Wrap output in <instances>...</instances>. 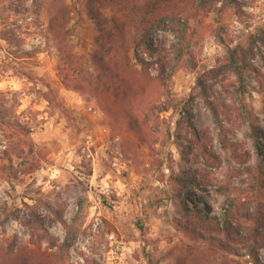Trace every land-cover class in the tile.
Segmentation results:
<instances>
[{"label": "rangeland", "instance_id": "374dc122", "mask_svg": "<svg viewBox=\"0 0 264 264\" xmlns=\"http://www.w3.org/2000/svg\"><path fill=\"white\" fill-rule=\"evenodd\" d=\"M239 2V14L191 24L192 56L171 78L156 80L159 58L140 49L151 81L148 105L135 109L145 124L137 134L106 111L96 91L98 32L89 12L105 7L112 16V5L0 0V256L12 246L18 258L38 249L58 255L40 235L46 229L63 245L70 231L60 215L79 227L64 264H253L243 245L231 254L189 233L184 211L222 216L232 201L245 215L258 209L249 172L264 175V85L246 72L240 92L222 66L227 45L259 40L253 64L264 84V0ZM55 19L66 33H52ZM162 30L151 29L152 43L169 51L174 37ZM244 102L262 153L243 121ZM258 255L264 264V248Z\"/></svg>", "mask_w": 264, "mask_h": 264}, {"label": "trees", "instance_id": "16d2710c", "mask_svg": "<svg viewBox=\"0 0 264 264\" xmlns=\"http://www.w3.org/2000/svg\"><path fill=\"white\" fill-rule=\"evenodd\" d=\"M103 1L115 8L111 11L112 16L105 15L107 8L103 6L100 10L89 12L97 24L98 32L95 40L97 52L93 57L99 72L96 91L101 96L106 111L137 134L142 131L145 124L141 123L135 109L139 104L142 107L148 105L145 98L148 82L151 81L149 73L151 64L140 55V49L143 47V51L148 55L159 58L157 63L160 73L156 80H164L163 76L167 74L171 78L179 65L192 56L191 43L195 36V30L193 31L191 26L193 22H201L202 17L207 18L211 14L221 17L229 10H234L237 14L241 12L239 0H90L92 4ZM152 28L163 29L172 34L174 41L169 51L152 43ZM51 31L56 35L64 34L65 24L62 20L55 19L51 22ZM258 41L255 39L245 45L226 46L227 56L222 68L230 71L238 79L240 92L241 89L242 92L246 91V72H253L260 85H264L261 82V72L253 64ZM131 53L133 60L130 57ZM199 84L207 93L206 102L212 105L208 100V85L202 81ZM186 113L187 122L193 128L192 111L187 109ZM242 118L250 130L257 150L262 153L256 117L245 102ZM193 133L198 141L194 129ZM220 133L225 148L231 149L232 144L227 140L224 131L221 130ZM249 175L254 183L252 189L259 198L258 209L254 213L243 214L234 201L222 216L213 215L206 209L191 212L184 207V211L190 222L189 233L204 238L209 236L214 245L231 254H236V247L243 245L247 248L252 263L262 264L258 251L264 248V175L262 171L258 174L249 172ZM193 183L192 187L197 189L199 186ZM58 219L70 231L66 242L60 246L50 236L48 230L41 228L39 218L34 214V221L38 228L42 229L40 239L46 240L50 249L57 248L58 255L42 253L38 249L28 256L18 258L15 257L12 246L9 254L0 256V264H64V254L71 249L79 234L78 219L74 221L73 226H68L60 215ZM214 236L221 239L216 240ZM34 254L38 256L34 257Z\"/></svg>", "mask_w": 264, "mask_h": 264}]
</instances>
